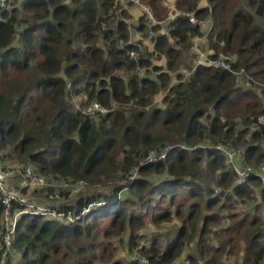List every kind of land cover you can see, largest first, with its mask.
Segmentation results:
<instances>
[{
	"label": "trees",
	"instance_id": "trees-1",
	"mask_svg": "<svg viewBox=\"0 0 264 264\" xmlns=\"http://www.w3.org/2000/svg\"><path fill=\"white\" fill-rule=\"evenodd\" d=\"M139 2L165 21L166 35L142 12L132 43L120 10L131 3L121 0H8L0 10V169L29 202L30 192L51 199L33 208L13 202L10 223L19 215L9 227L0 199V259L6 233L11 243L5 264H120L116 242L135 255L128 264H175L192 244V256L222 264L241 243L237 264H264V183L253 175L237 184L216 148L238 150L240 167H264V0ZM174 11L209 21L201 49L244 75L195 65L192 46L206 30L169 19ZM74 97L80 108L97 102L108 112L84 116ZM167 147L163 159L143 162ZM28 168L45 188L20 187ZM89 205L70 224L37 211L78 216ZM146 222L172 227L145 239Z\"/></svg>",
	"mask_w": 264,
	"mask_h": 264
},
{
	"label": "built area",
	"instance_id": "built-area-1",
	"mask_svg": "<svg viewBox=\"0 0 264 264\" xmlns=\"http://www.w3.org/2000/svg\"><path fill=\"white\" fill-rule=\"evenodd\" d=\"M113 1L114 2H118V1L120 2V0H113ZM121 1L130 2L132 5L143 9L142 11L146 13L147 18L149 19L150 23L155 25V21L153 19L152 13L150 12V10L147 7L143 6L139 2V0H121ZM7 2H8V0H0V10H3L6 8ZM175 17L187 18L189 20V22L194 26L201 27L202 23H203V21L196 19L194 17L193 13H189V12L174 11L173 14H171L169 19H173ZM103 26H104V24H103ZM210 31H211V23L209 24V28L206 31L204 36L207 37V34H209ZM155 34L158 36L159 35H166V30H165V28H162L159 30V32L157 31ZM196 54H197V61L195 62V65H205L207 67H211L214 69L226 70V71L234 73L236 76H240V77H242L244 75L243 70H240L239 72H234L232 70L230 64L225 62L224 60H222L220 58H218V59L208 58L207 54H205L204 52H201V51H198ZM129 56L131 59H134V60L136 59V54L134 52L130 53ZM187 74L188 73H186V75ZM78 110H80L82 115L87 116L89 118H94V117H97L98 115H105L108 112V110L105 107L101 106L97 102H91L86 107L80 108ZM258 122L260 124H264V116L260 117L258 119ZM172 148L173 147H167L165 149V151L150 150L148 152V154L146 155V157L144 158L143 162L151 164V163L156 162L157 160L163 159L165 157V154H166L165 152L169 151ZM182 148H183V146H182ZM216 148L220 151V153L223 156H225L227 163H228V166L231 167L232 170L234 171L235 182L237 184L245 183L248 180V178L253 176V175L257 176L260 179V181L262 183H264V167H262L258 172L253 171L252 168L248 165H244V166L240 167L236 163V158L239 156L238 150L233 149L229 144H226V145L220 144ZM6 177H7V175L0 169V199H1V202L5 205L6 227H9V225L11 223H12V226H14L15 219L19 215V214H17L16 216H14L13 220L10 223L7 211L13 202L19 203L22 206H25L28 208H33L35 206V204L33 202L31 203L29 201H26L25 199H23V197L20 196V194L16 190L8 187L6 185ZM19 185H20V187H24V188H27L30 190L43 189L47 186V180L42 176L35 175L32 172V170L30 168H28L26 170V172L24 173L22 179L19 181ZM57 187L68 188L69 185L67 183H61V184L57 185ZM56 197H57V193H55V195H54V198H56ZM92 207H93V205H89L87 208H83L82 212L78 216L73 215L71 212L56 213L55 211L48 210V209H45L42 207H37V211L41 215L52 217L54 219L63 220L66 223L70 224V223H73L75 220L81 218L86 213H88ZM9 236H10L9 233H6L5 236L3 237V242L5 245L6 251L0 259V264H5L6 252L10 249L11 243H10ZM141 263L142 264H149L148 261H146V260H141Z\"/></svg>",
	"mask_w": 264,
	"mask_h": 264
},
{
	"label": "rangeland",
	"instance_id": "rangeland-1",
	"mask_svg": "<svg viewBox=\"0 0 264 264\" xmlns=\"http://www.w3.org/2000/svg\"><path fill=\"white\" fill-rule=\"evenodd\" d=\"M122 6H124V7L123 8L120 7V8H122L120 10H125L127 12V14H128V19H126V24L128 25V27H130V29L132 28L130 30L131 33H132L131 37H130L131 38L130 41L132 43H135V40H136L135 38L137 37V35L134 34L132 26L136 23V21H137L136 19H138L143 14L142 13L143 9H141V8H139L137 6H134L132 4H127V3H125V4L123 3ZM154 21H155V25L152 24L153 26L159 27V30L164 28L165 21L159 22V21H156L155 19H154ZM209 24H210L209 21H203L202 26H201L202 29L207 31L208 28H209ZM141 36H143V35L141 34ZM141 36H139V38H141ZM144 38H145L143 40L144 45H148L149 43H148L147 38L146 37H144ZM204 39H205V36L201 37L200 39L198 38V39H196L194 41L192 48L194 49V51L196 53L198 51H203L201 48L205 49V40ZM192 48L190 50V55L193 54V49ZM191 60L195 63L197 61V56H194V58L191 59ZM158 64H160V65L163 64V61H161V63L158 62ZM238 77H240V76H238ZM81 99H82L81 97L80 98H76V97L72 98V106H73L74 110L80 109V101H81ZM116 107H118V106L114 105V108H116ZM7 150L10 151L9 148ZM0 153H3V152L1 151ZM12 158H13L12 159L13 163L15 162V163L19 164V162L16 159L15 155H12ZM17 181L14 178L12 179V182L15 183V184L17 183ZM59 184L60 183L56 181V182H54L53 185L57 186ZM81 190H82V188L81 189L78 188L77 192L74 190L75 192H73V194H72L70 199L73 200L75 198V196L78 195V193L82 192ZM28 194H29L28 195L29 196V200L32 199V202L34 201L35 203L42 204V203H47V202L51 201V199H44L43 196H41V197L33 196L34 193L32 194V192H30ZM23 199L28 201L27 198H23ZM52 201H56V200H52ZM254 203L255 202L251 201L247 205H237V206L234 207L235 212L238 213V214L246 213L247 211H249V209L252 208ZM171 227H172L171 223H165L164 225H161L160 227H158V229H156V227H154L150 222H146L143 227H140V230H139L138 233L141 236H143L145 239H148V237L151 236V234L154 235V234L159 233V232L165 233ZM218 233H219V231H216L215 235H218ZM121 239H123V241L125 242L126 241V236L122 235ZM145 239H143L142 242H144ZM116 245H117V253L114 256V261H118V262H120V264H128V260H130V257L135 256V255H131V254L127 255L126 251H125V249H124V247L122 246L121 243L118 244L116 242ZM242 249H243V243H241V247L239 249H238V247H236L235 250L233 249L234 251L232 253H230V255H227L226 257H223L222 264H237L239 262V258L241 256ZM192 255H194V244L190 245L189 247H186V249L184 250L182 256L178 260H176L174 263L175 264H181L182 262H184V263H187V264H204V261H201L198 258V256L195 257V256H192ZM191 256L194 257L195 260H192ZM95 263L99 264L97 262H95Z\"/></svg>",
	"mask_w": 264,
	"mask_h": 264
}]
</instances>
